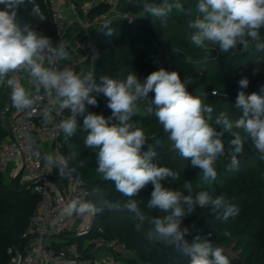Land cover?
<instances>
[{
  "label": "clouds",
  "instance_id": "9594fccd",
  "mask_svg": "<svg viewBox=\"0 0 264 264\" xmlns=\"http://www.w3.org/2000/svg\"><path fill=\"white\" fill-rule=\"evenodd\" d=\"M127 3L140 9L138 15L126 16L129 22L136 17H152L164 29L174 11L184 14L189 18L187 28L193 30L189 39L205 52L210 45L223 54L239 49L264 52V0H196L194 7H186L187 0H127ZM0 5H3L0 88L7 92L11 107L17 113L38 114L44 125L52 124L55 116L58 119L54 128L63 134L65 141L77 133L78 118H82V128L87 133L84 146L95 153L97 174L105 181L114 182L115 190L127 197L124 202H114L106 198V192L94 189L96 202L81 197L70 199L59 210L58 219L93 216L105 210L127 211L137 232L146 228L149 242L190 258L189 264H230L223 248L213 244L211 233L207 237L196 235L190 242L186 237L192 229L182 224L197 207H210L222 222L238 216L240 209L230 204L224 194L202 190L193 195L190 181L183 185L188 194L165 187L164 182L169 178L178 180L179 173L154 163L155 149L142 151L148 137L132 117L139 112L138 102L153 92L147 111L154 110L167 134L168 151L190 160L191 166L202 172L203 181L209 182L216 180L215 165L226 155L225 133L232 137L227 156L233 169L238 167V157L247 142H251L258 158L264 161V96L240 90L235 107L242 109V115L232 120L226 111L214 114V106L205 103L207 92L190 93L191 78L182 80L177 71L160 68L144 80L131 71L122 79L102 76L97 84L93 69L80 67L76 71L68 63L60 67L69 57L70 41L61 39L54 45L49 36L36 30L39 23H33L34 20H47L37 0H0ZM22 7L30 17L28 22L18 20ZM112 32L109 28L106 34ZM238 84L240 89H246L249 79L241 78ZM93 92L105 97L106 107L111 111L107 118L88 110V106L98 107ZM219 94L216 90L212 92ZM44 97L48 98L47 103H42ZM35 155L50 168H57L61 176L68 169L69 158L59 153L41 154L37 146ZM149 184L153 190L147 207L159 210L163 216L146 214L134 199Z\"/></svg>",
  "mask_w": 264,
  "mask_h": 264
},
{
  "label": "trees",
  "instance_id": "16d2710c",
  "mask_svg": "<svg viewBox=\"0 0 264 264\" xmlns=\"http://www.w3.org/2000/svg\"><path fill=\"white\" fill-rule=\"evenodd\" d=\"M85 1L87 0H70L82 16ZM37 3L41 5L47 20H34L33 23H39L35 27L44 30L54 41V29L48 9L43 0H37ZM195 3L196 0H187L185 6L194 7ZM2 8L3 5H0V9ZM118 8L130 15H138L140 11L127 3V0H119ZM107 9L108 5L101 3L86 16L90 20ZM18 17L23 22L30 20L23 7L19 10ZM188 19L184 14L174 11L167 29L161 28L160 23L152 17H136L132 22L125 19L110 21L97 35L100 55L93 69L96 83H101L102 76L122 79L131 71L141 80L160 68L177 71L182 80L191 78L192 82L188 85L190 93H208L205 103L214 106V114L226 111L230 119H238L242 115V109H237L235 104L240 90L246 94L257 93L264 96V52L239 49L223 54L212 45L209 46V51L205 52L196 48L189 39L193 30L187 28ZM109 28L113 31L111 35L106 34ZM257 68L259 70L254 74ZM245 77L249 79V86L240 89L238 81ZM214 90L220 94L212 95ZM91 95L96 97L98 107L88 106V110L94 113L101 111L106 118L110 116L111 111L106 107L107 101L103 94L93 92ZM152 98L154 93L150 92L146 100L138 102L139 112L132 117V121L137 127L143 128L148 137L142 151H147L149 147L155 149L157 156L153 158V162L179 173V179L173 181L169 178L164 182L165 187L188 194L183 185L185 181H190L193 185V195L202 190L215 195L224 194L230 204L240 209L238 216L222 222L216 219L218 214L213 213L210 207H197L195 212L183 221L182 226L192 229L191 235L186 238L191 242L196 235L207 237L211 233L213 244L223 248L230 264H264V161L258 158L251 142H247L244 152L238 157V167L233 169L227 156L232 137L225 133L223 140L226 155L218 159L215 165L217 178L204 182L202 172L193 168L190 160H184L178 153L168 151L170 142L167 134L158 123L154 110L147 111ZM4 103L5 98L0 93V145L10 132V123L1 114ZM86 134L83 128H79L72 138L65 141L70 170L83 179L94 202L97 201L94 189L106 192V198L114 202L126 201L127 197L115 190L114 182L105 181L97 174L95 153L84 146ZM157 141L160 143L157 144ZM69 142L77 144L76 153ZM152 190L153 186L149 184L134 199L146 214L163 216L164 213L159 210L147 207ZM37 205V194L17 178L8 181L5 173L0 170V264H8L11 261V248L24 249L28 245L29 239L23 237V233L28 228ZM96 218V225L102 226L107 236L120 237L127 242L128 247L134 248L136 256L126 258V264H189L190 258L180 256L170 249L163 250L161 246L149 242L146 228L137 232L131 214L127 211L105 210L97 214ZM225 232L230 235L226 236ZM61 238V243H55L57 250L66 244L78 243L81 247L85 240V236L77 235H63Z\"/></svg>",
  "mask_w": 264,
  "mask_h": 264
},
{
  "label": "built area",
  "instance_id": "2783aa9c",
  "mask_svg": "<svg viewBox=\"0 0 264 264\" xmlns=\"http://www.w3.org/2000/svg\"><path fill=\"white\" fill-rule=\"evenodd\" d=\"M67 1L43 0L54 29V45L61 39L68 40L70 17ZM101 3L108 5V9L89 20L97 31L88 34L89 47L85 51V56L92 61L93 68L100 55L97 44L100 30L114 19L129 20L126 16L130 15L119 10V0H87L82 6L84 14H90L94 7ZM72 5L76 9L75 5ZM18 20L24 23L20 17ZM36 30L47 36L44 30L40 28ZM69 53L68 59L61 62L60 67L63 68L65 63H68L76 70L78 62L70 58V46ZM0 93L5 98L1 114L10 123V132L0 145V170L7 175L8 181L17 178L27 188L31 186L30 189L38 196L37 209L23 233V237L28 238L29 243L24 249L11 248L9 252L13 253V256L8 264H96L101 263L99 257L105 253L114 255L127 251L129 249L127 242L120 237L107 236L102 226H98L92 236L96 227L95 223L91 228L94 215L87 217L74 215L58 219L59 210L70 199L81 197L93 201L83 179L70 170L69 164L65 174L61 176L57 168H50L40 156L35 155L38 146L41 154L53 151L68 158L63 134L57 133L54 128V122L58 118L54 116L52 124L44 125L38 114L30 116L27 113H17L11 107L7 92L0 88ZM47 99L44 97L42 103H47ZM95 113L104 115L101 111ZM78 123L80 125L78 129L82 128V118H78ZM63 235L91 237L84 240L81 247L78 243L66 244L57 250L55 243H61Z\"/></svg>",
  "mask_w": 264,
  "mask_h": 264
},
{
  "label": "crops",
  "instance_id": "0c3cea01",
  "mask_svg": "<svg viewBox=\"0 0 264 264\" xmlns=\"http://www.w3.org/2000/svg\"><path fill=\"white\" fill-rule=\"evenodd\" d=\"M69 22L70 24L67 35L71 48L70 58L72 60H77L78 62L76 71H79L80 67H85L86 69L91 70L93 68V63L85 56V51L89 47L88 34L96 32L97 30L92 24H90L87 16L81 17L78 14L77 19L71 20L70 18Z\"/></svg>",
  "mask_w": 264,
  "mask_h": 264
},
{
  "label": "rangeland",
  "instance_id": "374dc122",
  "mask_svg": "<svg viewBox=\"0 0 264 264\" xmlns=\"http://www.w3.org/2000/svg\"><path fill=\"white\" fill-rule=\"evenodd\" d=\"M67 4H68L69 16H70L71 20L77 19L79 12L73 7L70 0L67 1ZM80 16L82 17V15H80ZM84 16H86V15L84 14ZM92 69H94V68H92ZM69 144L72 145V148H74V152L76 153L77 149H75V148L77 147V144L72 143V142H69ZM5 176H7V175H5ZM97 227H98V225H96L94 233H92V236H93V234L96 233ZM90 237L91 236H86L85 240H89ZM135 256H136L135 250L132 246H130L129 249L125 252L116 253L114 255H112L110 253H105L104 255H102V257H99V258H100V261L102 264H126V261H125L126 258H134Z\"/></svg>",
  "mask_w": 264,
  "mask_h": 264
},
{
  "label": "water",
  "instance_id": "95a60500",
  "mask_svg": "<svg viewBox=\"0 0 264 264\" xmlns=\"http://www.w3.org/2000/svg\"><path fill=\"white\" fill-rule=\"evenodd\" d=\"M30 187H31V186H29L28 188L30 189ZM96 216H97V215H94V218H93V222H92V226H91V228H93V226H94L95 223H96V219H97Z\"/></svg>",
  "mask_w": 264,
  "mask_h": 264
},
{
  "label": "bare ground",
  "instance_id": "6f19581e",
  "mask_svg": "<svg viewBox=\"0 0 264 264\" xmlns=\"http://www.w3.org/2000/svg\"><path fill=\"white\" fill-rule=\"evenodd\" d=\"M78 10V9H77Z\"/></svg>",
  "mask_w": 264,
  "mask_h": 264
}]
</instances>
